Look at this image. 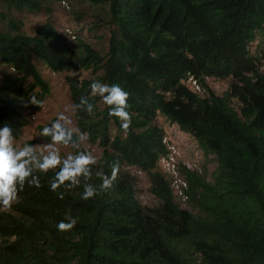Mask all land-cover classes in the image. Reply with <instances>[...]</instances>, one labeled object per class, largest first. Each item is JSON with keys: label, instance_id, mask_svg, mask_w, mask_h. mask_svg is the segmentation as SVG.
Here are the masks:
<instances>
[{"label": "trees", "instance_id": "16d2710c", "mask_svg": "<svg viewBox=\"0 0 264 264\" xmlns=\"http://www.w3.org/2000/svg\"><path fill=\"white\" fill-rule=\"evenodd\" d=\"M43 2L0 0V126L7 123L16 140L29 126L30 98L47 93L39 64L55 73L99 71L84 82L67 77L74 104L84 97L93 105V115L78 110L76 120L103 148L88 181L98 195L83 200V180L53 192L54 171L35 173L42 187L26 184L11 211L0 207V264H264V57L250 53L264 32V0H80L78 20L98 21L87 30L107 34L98 44H76ZM30 14L44 23L34 29ZM191 76L203 94L187 85ZM217 77L232 79L224 97L206 81ZM94 81L129 92L127 134L92 95ZM160 115L218 159L214 184L187 175L189 203L202 216L180 206L157 165L166 154ZM117 162V179L102 191ZM139 171L149 175L158 206L138 200ZM69 212L78 223L61 232Z\"/></svg>", "mask_w": 264, "mask_h": 264}, {"label": "rangeland", "instance_id": "374dc122", "mask_svg": "<svg viewBox=\"0 0 264 264\" xmlns=\"http://www.w3.org/2000/svg\"><path fill=\"white\" fill-rule=\"evenodd\" d=\"M43 5L46 7L51 5L53 7L52 21L56 24L59 31L70 35L71 39L76 44L79 43V39H82L89 44H98L101 41H104L105 43L107 42V34L104 29L102 32H91L87 30L88 26L100 25L98 21H86V18L78 20L82 9L80 0H44ZM86 5H88V3H86ZM100 6L104 7L105 4H100ZM92 7H94V9L98 8L97 5H92ZM27 17L34 29L43 24L45 20L41 15L30 14ZM84 26H86L85 30L82 29ZM75 32H79L78 35L75 34ZM101 37H103V40H101ZM250 53L264 57V33H262L261 36H258L252 43L250 46ZM38 70L42 79L47 84V93L44 94L42 99H40V101L43 102L42 107L35 106L27 111L30 124L24 130L22 137L19 140H16V142L18 146L24 144L41 146L38 148L37 152V155L40 156L42 153L46 154L43 145L51 142L42 137L40 133L42 132L43 127L49 126L55 122L60 113H64L71 118L72 128L75 130L74 133H76L78 137L80 133H84L78 126L76 112L71 110L74 102L67 77L71 76L78 79L80 82H84L92 79L93 76H98L100 72H92L85 68L78 67L74 69L75 71L73 70L70 73H55L41 64H39ZM206 81L211 90H213L218 96L224 97L232 79L217 77L208 78ZM188 83H190L189 80ZM35 92H42V88H36ZM231 105L235 111H239L241 108L240 103L236 100L233 102L231 101ZM157 123L163 125L170 137L176 140L178 145L181 146L182 157L191 160L201 169V173L197 172L194 174L201 176L207 182L214 184L219 167L218 159H216L214 155H207L196 139H193L189 134L183 132L176 124L171 123L164 116L160 115L157 118ZM77 145V147L58 146L60 147L61 156L66 157L68 154H76L78 152L91 153L97 159V164L95 166H98L103 155V148L99 146V142L92 143L88 136H86L84 140H79ZM137 176L139 180L137 197L140 203L143 206L151 208L158 206V200L151 192L152 185L149 175L139 171L137 172ZM178 202L182 208L189 210L196 216H202L203 212L198 207H195L196 205L193 202L189 203V200L183 202L180 199ZM4 211L9 212L11 210ZM11 241L14 242V238H12Z\"/></svg>", "mask_w": 264, "mask_h": 264}, {"label": "clouds", "instance_id": "9594fccd", "mask_svg": "<svg viewBox=\"0 0 264 264\" xmlns=\"http://www.w3.org/2000/svg\"><path fill=\"white\" fill-rule=\"evenodd\" d=\"M92 95L99 96L102 102L109 106L110 117L119 118L121 128L127 134L131 129L132 115L128 111L130 107L128 100L129 92L122 89L119 85H108L99 81H94L90 85ZM32 105L42 107L43 102L35 97L30 98ZM71 110H86L89 115H93V105L84 97H81L79 104L72 105ZM74 129L72 128L71 118L60 113L55 122L43 128L40 135L50 137L51 142L43 145L46 154L37 155L38 148L24 144L18 146L13 135V129L5 123L0 126V207L4 210H11L14 204L20 202L19 192L24 190L25 185L42 187L40 177L37 172L47 173L54 171V179L50 182V190L56 192L62 186L65 189H73L83 183V200L94 199L97 195V188L88 181L92 178V167L97 164V159L91 153L78 152L61 156L60 145L77 147L74 140ZM87 133H80L79 140H84ZM58 169V171H57ZM119 172V163L112 166L111 177L104 175L99 186L102 191L112 188ZM58 198L63 200L64 193H58ZM78 218H74L70 212L65 214L64 220L58 224V230L68 232L75 228Z\"/></svg>", "mask_w": 264, "mask_h": 264}, {"label": "built area", "instance_id": "2783aa9c", "mask_svg": "<svg viewBox=\"0 0 264 264\" xmlns=\"http://www.w3.org/2000/svg\"><path fill=\"white\" fill-rule=\"evenodd\" d=\"M188 80L190 83H188ZM188 80H187V85L193 91H195L199 94L204 93V89L200 85L198 80H196L192 76ZM173 124H176V123H173ZM176 125L179 129H181V127L178 124H176ZM183 132H185V131H183ZM186 134H188V133H186ZM192 138L195 139L194 137H192ZM163 144L166 147V154L163 155L158 160L157 165L160 168L161 172L165 175L166 179L170 182L171 188L174 191L175 195L178 197V199H180L183 202H187L189 200V195H188L189 180H188V176H187L188 172L201 173L202 171L199 167H197V165L194 162H192L189 159L182 157L181 146L178 145L176 140H174L170 137V135L166 132V130H165V135L163 137ZM203 150L205 151L204 148H203ZM209 154L214 155L211 153H208L207 155H209ZM215 158H216V156H215Z\"/></svg>", "mask_w": 264, "mask_h": 264}]
</instances>
